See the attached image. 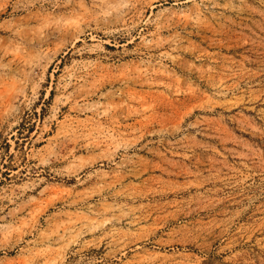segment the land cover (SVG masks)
I'll list each match as a JSON object with an SVG mask.
<instances>
[{"label":"rangeland","instance_id":"obj_1","mask_svg":"<svg viewBox=\"0 0 264 264\" xmlns=\"http://www.w3.org/2000/svg\"><path fill=\"white\" fill-rule=\"evenodd\" d=\"M0 264H264V0H0Z\"/></svg>","mask_w":264,"mask_h":264}]
</instances>
